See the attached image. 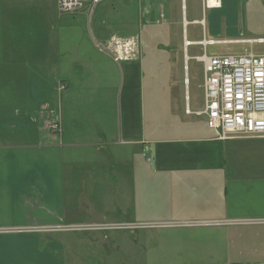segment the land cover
I'll return each mask as SVG.
<instances>
[{"label":"crops","instance_id":"0c3cea01","mask_svg":"<svg viewBox=\"0 0 264 264\" xmlns=\"http://www.w3.org/2000/svg\"><path fill=\"white\" fill-rule=\"evenodd\" d=\"M253 1L123 0L128 10L95 17L102 52L80 27L45 46L34 28L25 44L21 25L3 23L22 0H1L0 264H118L122 235L67 238L61 226L220 221L238 223L162 228L161 264H264V140H219L191 87L203 88V56L264 55ZM56 78L59 103L40 104ZM83 148L95 154H61ZM137 233L130 241L144 248L127 264H154Z\"/></svg>","mask_w":264,"mask_h":264},{"label":"built area","instance_id":"2783aa9c","mask_svg":"<svg viewBox=\"0 0 264 264\" xmlns=\"http://www.w3.org/2000/svg\"><path fill=\"white\" fill-rule=\"evenodd\" d=\"M108 0H58L62 14L86 13L91 38L96 47L106 52V42L96 39L91 26L96 9ZM204 64V110L208 127L222 141L237 139L264 140V55L247 53L243 56L199 58ZM60 90L65 85H60ZM46 127L59 134L61 125L52 112L46 113ZM238 222H166L159 224H102L61 226L57 232L121 231L140 228H185L223 226ZM256 223L264 224V220ZM9 230L0 229V233Z\"/></svg>","mask_w":264,"mask_h":264},{"label":"rangeland","instance_id":"374dc122","mask_svg":"<svg viewBox=\"0 0 264 264\" xmlns=\"http://www.w3.org/2000/svg\"><path fill=\"white\" fill-rule=\"evenodd\" d=\"M3 1V0H2ZM123 0H109L107 1L105 4H103L102 6H100L99 8L96 9L95 12V17L98 15V17H103V15H107L108 13H113L114 12V8L119 5L121 12L126 11V9L128 10V6H126V8H124ZM255 2H261V11L259 13L258 16V21L261 23L259 25H256L257 27H260L258 29L259 34H256L254 36L256 37H264V0H258ZM253 1V3H255ZM2 5V2L0 0V7ZM133 4H131L132 6ZM131 8V7H130ZM135 11L138 12V4L135 3ZM134 11V12H135ZM98 13V14H97ZM4 15V14H3ZM12 14L10 15V11L8 10L6 12V19H4L3 21V17H2V13L0 15V23L1 21H3V23L5 22V28L8 29V31L10 29H15L16 26L19 27L20 25L23 28V33H24V41L25 44L31 42L30 37L28 36V33L30 32L31 29H36L37 31V35L34 36V42L38 43L40 46H45L47 44V42L53 41L55 39V37L58 36V34L61 32H63L64 30L70 28V27H75V28H84L87 31V35H89L90 33H92L89 30V26L87 24V16L86 13H81V14H62L60 12V9L58 7V0H22V13H18L15 16L17 17V19H12L14 18ZM95 17H94V23L91 26L92 31L94 33V35H98L97 31H95ZM97 19V18H96ZM34 29V30H35ZM126 33V30H124ZM90 36V35H89ZM69 40V42H79L78 38L76 39L75 36H68L67 37ZM61 42L64 43V35H61ZM241 48V47H239ZM25 64H30V63H25ZM32 65V64H30ZM57 85H58V81L57 78L55 80V82H50L47 83L44 91H43V98H41V102L40 104H44V103H49L51 105H57L59 103V97L57 94ZM200 83H196V84H192V92H193V98L195 97V94H200V96H202L203 92V88L201 89L199 87ZM194 100V99H193ZM65 105V103H64ZM45 113H48L49 111H46L44 109ZM53 113V112H52ZM38 117H41V110L38 114ZM41 124H43V120L41 119L40 121ZM67 123L69 125V119H67ZM30 131L34 132L35 134H39V128L40 125H32L30 124ZM42 128V127H41ZM43 133L41 132V135L39 134V137L42 136L44 138H46V134H50L51 132L46 128H43ZM50 132V133H49ZM54 145H60V143H55ZM95 154V150L92 148H83L80 149L79 152H75L73 150H68V151H64L61 154L63 156H67V155H75V154ZM102 190H104L105 192L109 193V189L107 188H103ZM112 193H114V189H112L111 191ZM48 206V205H46ZM147 229V230H146ZM162 228H140V227H135L133 229L130 230H121V231H111L114 234H118V235H122L120 238V242H118V244H116V248L112 247L113 253H114V258L115 261L118 264H127L128 263V253L129 252H133L136 253L137 255L143 251L144 245L142 242L138 243V244H134L132 241H130L132 238H130L129 234L133 233V232H137V237H145L146 239L151 240L152 243V248H151V256L156 257V261L154 262V264H161L162 259L161 257V248H160V240L159 237L161 234H167V232H164L161 230ZM141 230V231H139ZM144 230V231H143ZM110 232V231H109ZM107 234L108 232H104L103 234ZM89 233L86 232H78V231H73V232H61V235L63 237H67V238H72V237H77L79 235H88ZM181 235V234H180ZM157 236V237H154ZM175 242V239H174ZM176 243V242H175ZM74 244V243H73ZM171 244H173V241L171 242ZM77 247L80 246L79 242L75 244ZM152 250H154V252H152ZM152 260V258L150 257V261ZM154 261V259H153ZM169 261V260H168Z\"/></svg>","mask_w":264,"mask_h":264},{"label":"bare ground","instance_id":"6f19581e","mask_svg":"<svg viewBox=\"0 0 264 264\" xmlns=\"http://www.w3.org/2000/svg\"><path fill=\"white\" fill-rule=\"evenodd\" d=\"M81 13H84V12H81Z\"/></svg>","mask_w":264,"mask_h":264}]
</instances>
